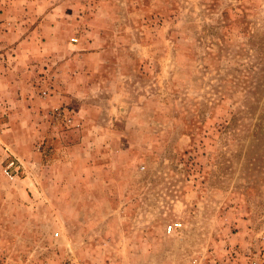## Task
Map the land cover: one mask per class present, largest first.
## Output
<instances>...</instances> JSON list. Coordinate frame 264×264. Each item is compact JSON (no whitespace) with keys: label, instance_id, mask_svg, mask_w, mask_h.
<instances>
[{"label":"rangeland","instance_id":"374dc122","mask_svg":"<svg viewBox=\"0 0 264 264\" xmlns=\"http://www.w3.org/2000/svg\"><path fill=\"white\" fill-rule=\"evenodd\" d=\"M196 254L264 264V0H0V264Z\"/></svg>","mask_w":264,"mask_h":264},{"label":"built area","instance_id":"2783aa9c","mask_svg":"<svg viewBox=\"0 0 264 264\" xmlns=\"http://www.w3.org/2000/svg\"><path fill=\"white\" fill-rule=\"evenodd\" d=\"M75 42V39L71 40ZM18 167L14 164L12 160L5 162L4 166L1 168V175L11 181L17 175ZM181 229V225L179 222H171L169 223L164 230L166 235H174ZM247 256L248 253H245ZM246 264H261L258 259L255 257H250L247 259ZM186 264H228V261L225 259H214L213 257L204 256L201 254L192 255L188 258ZM235 264V263H232Z\"/></svg>","mask_w":264,"mask_h":264}]
</instances>
